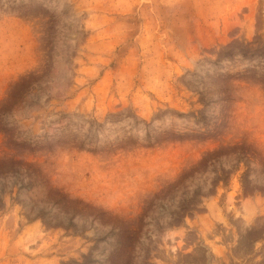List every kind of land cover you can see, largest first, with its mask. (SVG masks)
Here are the masks:
<instances>
[{
	"label": "rangeland",
	"instance_id": "1",
	"mask_svg": "<svg viewBox=\"0 0 264 264\" xmlns=\"http://www.w3.org/2000/svg\"><path fill=\"white\" fill-rule=\"evenodd\" d=\"M0 264H264V0H0Z\"/></svg>",
	"mask_w": 264,
	"mask_h": 264
}]
</instances>
